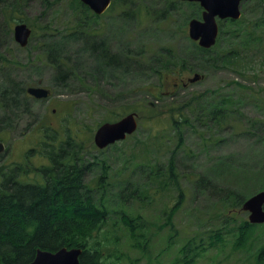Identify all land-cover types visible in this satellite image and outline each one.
<instances>
[{
	"label": "rangeland",
	"instance_id": "rangeland-1",
	"mask_svg": "<svg viewBox=\"0 0 264 264\" xmlns=\"http://www.w3.org/2000/svg\"><path fill=\"white\" fill-rule=\"evenodd\" d=\"M12 1L0 0V140L7 144L0 169L29 163L34 172L48 163L40 153L51 147L47 126L49 145L70 136L82 145L88 184L106 172L98 197L121 255L105 264H185L186 244L187 264H264V251L257 259L264 223L249 246L233 245L249 218L234 198L239 193L243 204L264 189V0L244 1L239 22L217 18L224 31L211 53L189 34L190 20L202 19L197 1L113 0L99 15L81 0H22L12 14ZM18 21L33 29L25 46L14 37ZM161 55L170 63H157ZM195 73L203 78L189 83ZM38 85L50 97L28 93ZM130 111L138 129L98 148L97 128ZM128 215H140L148 237L141 247L129 237ZM216 229L224 239L211 244Z\"/></svg>",
	"mask_w": 264,
	"mask_h": 264
},
{
	"label": "trees",
	"instance_id": "trees-1",
	"mask_svg": "<svg viewBox=\"0 0 264 264\" xmlns=\"http://www.w3.org/2000/svg\"><path fill=\"white\" fill-rule=\"evenodd\" d=\"M19 1L22 2V0H13L9 3L8 7L13 10L12 14L15 13L14 9L19 7ZM84 7L89 12V7L85 4ZM230 21L239 22V20ZM223 31L221 28V33ZM253 37V40L258 39V41L262 38L260 35ZM215 47L207 49L199 46L202 51L209 53ZM226 55L231 58L234 57L235 52L231 51ZM171 56L172 53H169L170 62H172ZM162 58L163 55L156 62L159 63ZM168 61L160 63L169 64ZM182 67L184 69V65ZM172 71L177 75L176 71ZM158 74L163 79L165 72H158ZM218 112L213 110L211 114L215 118ZM173 117L175 124L181 121L178 117ZM43 132V141L51 147L49 150H43L45 147L41 146L40 153L49 159L48 163L35 167L34 172H31L32 167L29 163H26V168L20 164H13V167L0 169V264H26L34 259L39 248L55 251L64 246L83 249L80 256L81 264H105L104 258L108 256L119 259L120 238L116 229L107 228L109 210L98 197V188L104 184L103 177L106 172L103 171L98 177L97 186L88 184L85 181V172L89 167L84 165L78 151L81 150L82 145L77 144L71 136L57 145L54 144L55 142L49 145L53 136L50 128L44 126ZM173 166L172 157L170 177L177 178ZM184 195L185 192H181L177 204L181 203ZM237 196L238 198H234L236 208L242 205V196L239 193ZM139 216L128 215L123 219L129 230V237L140 243L144 239L147 241L148 237L144 234L143 224L137 222ZM258 225L250 223L247 219L238 224L237 237L233 245L249 246L252 233ZM207 237L211 244L222 243L224 239L223 234L217 229L211 230ZM199 242L198 246L201 245L204 249V238ZM189 245L186 244L182 250L186 254H184L185 264L193 259V256L189 254L191 249ZM144 248L143 246L142 249ZM262 251H264V245L257 255L258 261L262 260Z\"/></svg>",
	"mask_w": 264,
	"mask_h": 264
},
{
	"label": "water",
	"instance_id": "water-1",
	"mask_svg": "<svg viewBox=\"0 0 264 264\" xmlns=\"http://www.w3.org/2000/svg\"><path fill=\"white\" fill-rule=\"evenodd\" d=\"M96 13H103L109 7L111 0H82ZM199 1L204 7L203 19L192 18L189 22V34L197 40L199 45L210 48L216 43L219 33V25L216 17L237 19L241 16L240 4L242 0H189ZM32 29L25 22H19L14 27L15 39L25 46L29 42ZM201 78L199 73L189 77V82ZM29 94L37 98H47L50 89L43 86H29ZM138 113L129 112L116 121H106L96 130L95 144L99 148H105L119 140H123L128 134L134 133L138 128ZM6 150V143L0 140V155ZM243 210L249 212V220L252 223H264V189L246 199L242 205ZM81 247L68 248L66 246L52 251L39 248L35 258L27 264H81Z\"/></svg>",
	"mask_w": 264,
	"mask_h": 264
}]
</instances>
